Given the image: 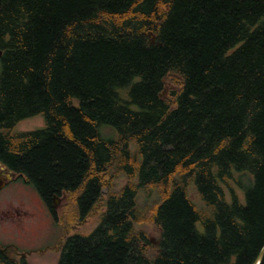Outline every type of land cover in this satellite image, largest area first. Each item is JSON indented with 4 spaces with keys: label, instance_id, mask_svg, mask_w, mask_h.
<instances>
[{
    "label": "trees",
    "instance_id": "trees-1",
    "mask_svg": "<svg viewBox=\"0 0 264 264\" xmlns=\"http://www.w3.org/2000/svg\"><path fill=\"white\" fill-rule=\"evenodd\" d=\"M0 54V165L62 229L99 211L57 264L254 263L264 0H0Z\"/></svg>",
    "mask_w": 264,
    "mask_h": 264
},
{
    "label": "rangeland",
    "instance_id": "rangeland-1",
    "mask_svg": "<svg viewBox=\"0 0 264 264\" xmlns=\"http://www.w3.org/2000/svg\"><path fill=\"white\" fill-rule=\"evenodd\" d=\"M1 67L0 60V71ZM169 88H171L170 84L166 83L164 96ZM42 128H44V121L38 116L20 121L16 124L15 131L29 132ZM112 131L108 128L99 129L103 138L113 136ZM8 175L12 179L0 190V243L3 245L15 243L19 248L27 250L35 248L45 250L42 255H31L28 263L57 264L63 243L68 236L73 233L91 231L96 226L99 215L97 209L84 222L62 229L59 222L64 215V199L56 201V224L53 218L46 215L37 193L22 181L16 180V175L4 170L0 165V177L5 178ZM123 184L124 180L118 182V186ZM188 193L194 203H200L194 186L188 188ZM61 223H64L63 219ZM146 230L152 242L156 244L157 233L151 228Z\"/></svg>",
    "mask_w": 264,
    "mask_h": 264
},
{
    "label": "flooded vegetation",
    "instance_id": "flooded-vegetation-1",
    "mask_svg": "<svg viewBox=\"0 0 264 264\" xmlns=\"http://www.w3.org/2000/svg\"><path fill=\"white\" fill-rule=\"evenodd\" d=\"M15 179L20 180L17 177H15ZM9 182H7V183H9ZM54 205L56 208V201H55ZM43 206H44V211H45L46 215L49 218H53V220L56 222L57 219H56L55 213L51 212V210H49L44 204H43ZM56 224H57V222H56ZM14 244L9 243L7 245H3L2 243H0V264H1V262H4L5 264H30V263H28V258L31 255H33V254L34 255H42L45 252L44 249H40V248L29 249V250L21 249L16 244L15 245Z\"/></svg>",
    "mask_w": 264,
    "mask_h": 264
},
{
    "label": "water",
    "instance_id": "water-1",
    "mask_svg": "<svg viewBox=\"0 0 264 264\" xmlns=\"http://www.w3.org/2000/svg\"><path fill=\"white\" fill-rule=\"evenodd\" d=\"M1 55V54H0ZM3 169L5 170V168L3 167ZM12 174V173H11ZM12 179V177L10 175L6 176L5 178H1L0 177V190L6 185V183L8 181H10ZM264 253V248L261 250V252L259 253L258 257L256 258V260L254 261L253 264H260L261 259H262V255Z\"/></svg>",
    "mask_w": 264,
    "mask_h": 264
}]
</instances>
